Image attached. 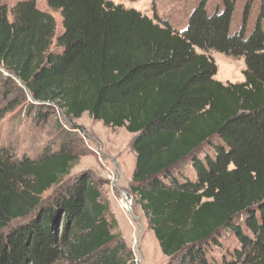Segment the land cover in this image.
I'll list each match as a JSON object with an SVG mask.
<instances>
[{
  "label": "trees",
  "instance_id": "trees-1",
  "mask_svg": "<svg viewBox=\"0 0 264 264\" xmlns=\"http://www.w3.org/2000/svg\"><path fill=\"white\" fill-rule=\"evenodd\" d=\"M3 1L0 121L20 106L35 123L61 111L68 127L34 158L0 147V264H135L95 181L69 180L83 114L134 135L130 193L167 264H264V31L259 18L247 33L252 0L234 33L235 0L210 14L200 0L182 30L104 0H44L62 18L54 43L50 14L20 1L10 20ZM210 52L242 58L244 81H215Z\"/></svg>",
  "mask_w": 264,
  "mask_h": 264
},
{
  "label": "rangeland",
  "instance_id": "rangeland-1",
  "mask_svg": "<svg viewBox=\"0 0 264 264\" xmlns=\"http://www.w3.org/2000/svg\"><path fill=\"white\" fill-rule=\"evenodd\" d=\"M20 1L4 0L3 4L10 11ZM36 8L50 14L55 20V37L62 34V18L59 12L48 8L44 0H32ZM127 10H135L155 23L166 21L174 29L186 27L188 16L200 0H104ZM248 0H235V8L231 19L230 32L239 31L243 24V10ZM221 0H208L206 10L210 14L220 5ZM263 14V18L261 15ZM261 20H260V19ZM258 19L264 31V0H252L250 10L245 19L247 33H250ZM208 56L216 66L214 80L223 85L237 84L244 81L245 63L242 58H232L220 53L210 52ZM1 85V84H0ZM2 90V88H0ZM5 90V89H4ZM27 97L28 93H27ZM30 99V98H29ZM1 103V99H0ZM23 107H16L7 112L0 121V147H12L18 158L36 157L45 146L55 145L59 141L58 125L68 127L61 111L51 110L47 119L35 123L30 117L23 115ZM76 133V152L79 162L71 171L69 180L81 173H86L98 185L103 199L109 204V211L115 219L118 230L127 249L131 251L135 264H167V259L161 254L153 233L149 230L141 209L135 203L130 193V182L135 167V154L132 150L134 135L123 128L112 129L95 122L88 114H83L74 120ZM53 145V146H52ZM54 190L44 195L51 198ZM129 194L132 201V213L141 221L139 226L131 219L123 207L126 203L124 196ZM141 227V229H140Z\"/></svg>",
  "mask_w": 264,
  "mask_h": 264
},
{
  "label": "water",
  "instance_id": "water-1",
  "mask_svg": "<svg viewBox=\"0 0 264 264\" xmlns=\"http://www.w3.org/2000/svg\"><path fill=\"white\" fill-rule=\"evenodd\" d=\"M18 83L21 85V82L20 81H18ZM28 96H29V98H31V96H30L29 93H28ZM124 197H125V200L126 201H128V200H131L132 201V197L129 194L126 193ZM128 213H129V216L131 217V219L133 221H135L140 226L141 225V221H140V219L138 217H136V216L133 215L132 209H130L128 211ZM140 229H141V227H140Z\"/></svg>",
  "mask_w": 264,
  "mask_h": 264
},
{
  "label": "bare ground",
  "instance_id": "bare-ground-1",
  "mask_svg": "<svg viewBox=\"0 0 264 264\" xmlns=\"http://www.w3.org/2000/svg\"><path fill=\"white\" fill-rule=\"evenodd\" d=\"M124 199H125V197H124ZM129 201H126V203L123 204V207L126 209V211H129L131 209V205H130L131 203Z\"/></svg>",
  "mask_w": 264,
  "mask_h": 264
}]
</instances>
